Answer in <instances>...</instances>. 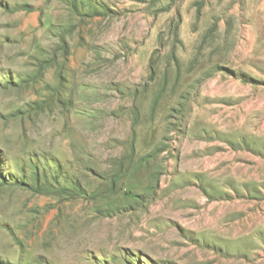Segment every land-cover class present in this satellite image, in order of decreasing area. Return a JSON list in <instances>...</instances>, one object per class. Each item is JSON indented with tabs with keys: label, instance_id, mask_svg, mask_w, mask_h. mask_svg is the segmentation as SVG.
Returning <instances> with one entry per match:
<instances>
[{
	"label": "rangeland",
	"instance_id": "374dc122",
	"mask_svg": "<svg viewBox=\"0 0 264 264\" xmlns=\"http://www.w3.org/2000/svg\"><path fill=\"white\" fill-rule=\"evenodd\" d=\"M0 264H264V0H0Z\"/></svg>",
	"mask_w": 264,
	"mask_h": 264
}]
</instances>
